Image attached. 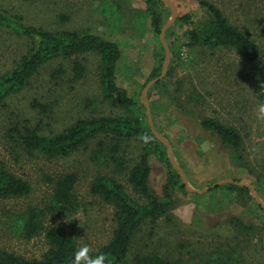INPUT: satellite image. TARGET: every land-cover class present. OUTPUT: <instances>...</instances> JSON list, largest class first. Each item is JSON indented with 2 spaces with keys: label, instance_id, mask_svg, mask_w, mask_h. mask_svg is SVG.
Segmentation results:
<instances>
[{
  "label": "rangeland",
  "instance_id": "obj_1",
  "mask_svg": "<svg viewBox=\"0 0 264 264\" xmlns=\"http://www.w3.org/2000/svg\"><path fill=\"white\" fill-rule=\"evenodd\" d=\"M145 1L0 0V8L21 16L29 24L54 31L94 33L117 42L123 52L118 83L143 103L142 91L157 63L155 50H160L161 41L151 28ZM170 1L179 15L168 29L171 34L166 41L174 42L176 55L171 52L167 74L162 79L165 86L150 91L151 86L146 98L153 123L162 131L160 135L170 141L190 188L209 190H177L170 214L158 221L154 231L148 222L135 236L128 264H133L139 254H158L170 264H264L262 207L256 200L241 203L235 192L224 187L226 184L213 187L225 179L239 180L254 185L264 203V118L258 113L255 63L231 49L188 48L186 25L179 18L199 15L198 0ZM210 1L258 43L264 58V0ZM173 15L169 6L166 24ZM26 50L24 38L0 27V75L15 68ZM75 59L51 61L40 69L30 86L0 107V160L31 185L27 196L0 200V248L21 257L40 259L49 249L45 233L27 239L20 225L30 209L47 212L59 178L77 176L76 210L66 214L47 212L44 224L47 228L62 226L79 247L87 245L89 252L107 244L115 229L114 207L91 191L96 177H113L133 198H139L126 172L112 163L93 159L100 139L69 157H49L25 150L11 136L14 128L25 124L39 126L42 135L50 136L79 118L129 115L120 104L104 100L100 58L96 54L79 57L86 64L87 73L78 83L72 82ZM35 102L44 105L46 111L35 108ZM210 117L239 131L243 139L239 151L223 146L202 128L201 120ZM141 149V143L136 141L125 144L127 165L135 164ZM151 165V187L162 196L166 166L155 155ZM235 219L248 228L237 225Z\"/></svg>",
  "mask_w": 264,
  "mask_h": 264
},
{
  "label": "trees",
  "instance_id": "obj_2",
  "mask_svg": "<svg viewBox=\"0 0 264 264\" xmlns=\"http://www.w3.org/2000/svg\"><path fill=\"white\" fill-rule=\"evenodd\" d=\"M145 2L151 28L160 36L168 21L169 6L162 0ZM198 5L199 15L187 14L179 18L186 25L185 35L188 42L185 45L191 50L231 49L244 60L255 63L258 98L260 104L264 103V58L258 43L235 25L222 9L210 0H198ZM118 8L120 9V6ZM0 27L10 29L27 42V50L15 68L0 75V107L6 105L8 98L30 86L40 69L53 60L75 57L72 82L78 83L87 73V66L79 57L96 54L100 58V82L104 100L113 105L120 104L129 115L79 118L60 133L50 136L42 135L39 126L30 127L25 124L14 128L11 136L25 150L40 152L49 157H69L89 145L91 141L100 139L93 159L101 163H112L119 171L126 172L128 182L139 198H133L125 186L113 177L108 175L96 177L91 191L114 207L115 229L107 244L95 252H88V255L103 254L105 264H128L133 240L142 226L151 222L154 231L158 221L170 214L175 204V192L186 191V187L181 173L170 162L168 147L151 130L145 104L131 97L118 83L119 64L123 58L121 47L117 42L94 33L77 30L54 31L29 24L21 16L2 8H0ZM170 34L171 31L168 30L165 34L166 40L170 39ZM168 44L171 52L176 55L174 42L171 40ZM159 45L160 50H155L157 63L149 76V82L162 74L166 51L161 41ZM58 75L59 73L55 77ZM163 86L165 84L160 80L151 87L150 91ZM33 106L41 109L42 112L46 111V107L39 102H35ZM154 126L162 134L157 124L154 123ZM201 126L211 136L218 138L223 146L233 151L242 148V136L233 126L211 117L203 118ZM131 141L141 143L142 147L133 166L127 165L124 153L125 144ZM154 155L167 169L162 196L157 194L150 184L153 171L151 158ZM77 182L78 178L75 174L59 178L55 182L52 205L47 212L73 213L76 210L74 191ZM224 187L235 192L241 203L246 204L255 200L247 187L236 183H228ZM30 193V183L9 171L0 160V200L20 198ZM47 212L30 209L20 225V230L27 239L45 233L49 249L44 256L40 259H29L0 248V264H72L74 253L80 247L62 226L50 228L45 226ZM234 221L242 228H248L241 220ZM133 264L170 263L158 254H139Z\"/></svg>",
  "mask_w": 264,
  "mask_h": 264
},
{
  "label": "water",
  "instance_id": "obj_3",
  "mask_svg": "<svg viewBox=\"0 0 264 264\" xmlns=\"http://www.w3.org/2000/svg\"><path fill=\"white\" fill-rule=\"evenodd\" d=\"M165 4H167L168 6H170L172 9H173V12H174V15L173 17L170 19V21L163 27L162 31H161V34H160V38H161V42L165 48V51H166V60H165V63L163 65V69H162V74L159 78L157 79H154L150 82H148L146 84V86L144 87L143 91H142V100H143V103L145 104L146 108H147V112H148V120H149V125L151 127V130L152 132L154 133V135L163 143L165 144L167 147H168V150H169V159H170V162L172 163V165L181 173L182 177H183V181H184V184H185V187L188 191H192V192H198V193H203L205 191H208L209 189H206V190H201V191H196V190H192L188 184V179H187V176H186V173L184 172V170L181 168V166L176 162L175 160V157H174V152H173V149H172V145L170 143V141L166 138H164L162 135H160V133H158V131L156 130L155 126H154V123H153V118H152V113H151V107H150V104L146 98V93H147V90L153 86L154 84H156L158 81L164 79V77L166 76L167 74V69H168V66L170 64V61H171V51H170V47L169 45L167 44V41H166V37H165V34L166 32L168 31V29L172 26V24L175 22V20L178 18V11H177V8L176 6L170 1V0H162ZM228 183H236L237 185L239 186H242V187H247L250 189L251 191V194L253 195V197L255 198V200L260 204V206L262 207L263 211H264V203L262 202L261 198L259 197L258 195V192L255 188L254 185H251V184H247V183H243V182H240V181H235L234 179H225V180H222L220 182H218L217 184H215L213 187H216V186H220V185H224V184H228Z\"/></svg>",
  "mask_w": 264,
  "mask_h": 264
},
{
  "label": "clouds",
  "instance_id": "obj_4",
  "mask_svg": "<svg viewBox=\"0 0 264 264\" xmlns=\"http://www.w3.org/2000/svg\"><path fill=\"white\" fill-rule=\"evenodd\" d=\"M258 113L261 118H264V103L258 107ZM89 249L87 245L81 246L75 253L72 264H105V257L103 254L96 256L88 255Z\"/></svg>",
  "mask_w": 264,
  "mask_h": 264
}]
</instances>
